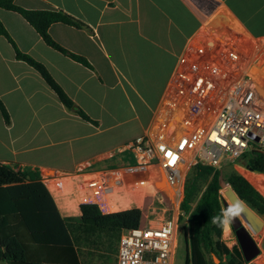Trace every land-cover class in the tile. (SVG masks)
I'll use <instances>...</instances> for the list:
<instances>
[{
    "label": "crops",
    "instance_id": "0c3cea01",
    "mask_svg": "<svg viewBox=\"0 0 264 264\" xmlns=\"http://www.w3.org/2000/svg\"><path fill=\"white\" fill-rule=\"evenodd\" d=\"M15 4L73 18L79 26L55 23L49 34L89 64L50 47L21 14L0 8V21L11 39L0 34V99L11 119L6 124L0 112V163L39 177L45 172L123 165L128 160L125 146L148 130L181 57L213 16L229 29L264 41V0H15ZM17 51L43 65L98 124L67 109L41 74L17 58ZM129 127L136 132L125 136ZM240 175L264 197V173L250 168ZM224 200L258 247V255L246 264H264V215L253 212L232 190H224ZM188 226L189 219L185 239ZM101 235L113 240L101 252L106 258L97 261L118 264L121 234ZM91 239L77 243L81 264L79 246ZM221 241L231 252L239 245L225 212Z\"/></svg>",
    "mask_w": 264,
    "mask_h": 264
},
{
    "label": "built area",
    "instance_id": "2783aa9c",
    "mask_svg": "<svg viewBox=\"0 0 264 264\" xmlns=\"http://www.w3.org/2000/svg\"><path fill=\"white\" fill-rule=\"evenodd\" d=\"M219 22L190 43L150 127L125 146L123 165L39 177L65 218H81L86 206L102 215L140 212L139 226L121 232L118 264H175L179 223L189 219L188 174L214 168L222 201L224 190L234 191L227 175L264 154V41Z\"/></svg>",
    "mask_w": 264,
    "mask_h": 264
},
{
    "label": "trees",
    "instance_id": "16d2710c",
    "mask_svg": "<svg viewBox=\"0 0 264 264\" xmlns=\"http://www.w3.org/2000/svg\"><path fill=\"white\" fill-rule=\"evenodd\" d=\"M0 8L18 12L47 45L89 65L84 58L61 47L49 34V28L55 23L79 26L70 16L55 10H25L18 7L15 0H0ZM0 34L11 40L1 21ZM17 58L41 74L67 109L86 121L98 124L67 96L43 65L19 51ZM0 112L5 123L10 124V115L1 99ZM248 163L253 170L264 173L263 153L250 154ZM192 171L182 203V210L189 214L186 238L188 255L185 264H217L214 257L219 260L218 264H246L240 245L231 252L221 241L224 212L218 172L203 165L196 166ZM227 181L240 201L248 203L257 213L264 215V197L246 178L232 172L227 175ZM52 211L53 219L50 214ZM140 217L138 210L102 215L96 207L86 206L80 219H63L39 176L29 172H15L0 163V262L81 264L76 249L80 239L100 234L120 236L122 230L138 227Z\"/></svg>",
    "mask_w": 264,
    "mask_h": 264
},
{
    "label": "rangeland",
    "instance_id": "374dc122",
    "mask_svg": "<svg viewBox=\"0 0 264 264\" xmlns=\"http://www.w3.org/2000/svg\"><path fill=\"white\" fill-rule=\"evenodd\" d=\"M220 9H222V8H220ZM222 11H224V10H221L219 13L222 14ZM216 17L217 16H213L206 23H208V22L212 23L213 21H217V20H218V22L219 21L221 22V18L218 17L219 19H217ZM222 22H225V21H222ZM135 132H136V129L129 127L127 129V131L125 132V136L126 135H128V136L132 135ZM116 165L117 166H121L122 163L120 162L119 164H116ZM192 172L193 171H191L188 174V176L186 178V181H185V186H186L188 180L190 179V177H192ZM222 206H223V210L225 212L226 217L229 218L228 211H227V204H226V202L224 200V197H222ZM249 207H251V206L249 205ZM251 209L253 210V212H255L258 215V213L252 207H251ZM183 212L187 215V213L185 211H183ZM186 221H187V219L184 217L183 220L179 223L178 249H177L175 264H185L186 258H187V255H188L187 243H186V239H185V236H184L185 233H187V229L185 227ZM91 238H92L91 240H83V242L79 246L80 247L79 251H80L81 259H82L84 264H100L99 261H97V258H100V257H102V258L105 257L106 258V254L105 253H101V252H106V248L110 247L108 240H110V239L113 240V238L112 237H108L107 235H104V237H102L101 234L97 235V236H94V237H91ZM255 238H256L257 241L260 240V237L258 238L256 235H255ZM102 239H103V241H102ZM114 243H115V240H114Z\"/></svg>",
    "mask_w": 264,
    "mask_h": 264
},
{
    "label": "water",
    "instance_id": "95a60500",
    "mask_svg": "<svg viewBox=\"0 0 264 264\" xmlns=\"http://www.w3.org/2000/svg\"><path fill=\"white\" fill-rule=\"evenodd\" d=\"M228 215L230 217L232 226L235 230V234L237 236L239 245L242 249V252L244 254V257L246 261H251L253 258H255L258 253V247L250 235V233L247 231V229L243 226L241 220L236 216V214L227 207ZM217 260V259H216ZM219 262V260H217Z\"/></svg>",
    "mask_w": 264,
    "mask_h": 264
}]
</instances>
